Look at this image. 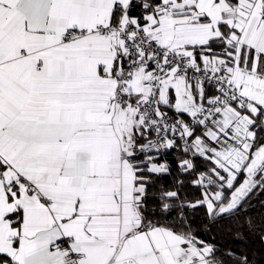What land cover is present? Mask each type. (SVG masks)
<instances>
[{
  "label": "snow or ice",
  "instance_id": "1",
  "mask_svg": "<svg viewBox=\"0 0 264 264\" xmlns=\"http://www.w3.org/2000/svg\"><path fill=\"white\" fill-rule=\"evenodd\" d=\"M0 264H264V0H0Z\"/></svg>",
  "mask_w": 264,
  "mask_h": 264
}]
</instances>
